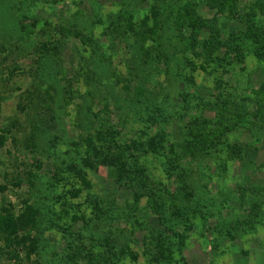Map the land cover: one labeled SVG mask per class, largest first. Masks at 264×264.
Masks as SVG:
<instances>
[{
	"label": "rangeland",
	"instance_id": "1",
	"mask_svg": "<svg viewBox=\"0 0 264 264\" xmlns=\"http://www.w3.org/2000/svg\"><path fill=\"white\" fill-rule=\"evenodd\" d=\"M176 1L171 7L172 0H0V219L17 224L12 245L0 237V264H100L112 251L104 237L136 254L115 264H162L151 242L160 232L173 235L172 220L185 246L170 264H264V52L254 48L264 9L258 11V0H239L237 14L217 16L210 55L201 48L195 56L185 52L191 28L181 26L179 8L194 3L205 21L216 10L206 0ZM205 27L201 44L210 35ZM145 81L163 88L166 115L177 118L164 126L166 145L192 172L186 184L197 195L190 200L178 174L165 171L166 160L148 155L141 162L160 192L136 204L143 190L119 182L111 142L95 140L100 154L80 140L83 123L73 119L80 111L84 117L92 111L107 131L123 120L130 141L147 139L138 129L156 131L130 106L116 110L130 91L144 97ZM199 117L215 132L220 122L227 125L220 143L213 127L192 128ZM191 131L196 149L216 147L186 157L183 136ZM115 133L113 141L122 142ZM200 172L207 179L197 181ZM171 205L186 217H169Z\"/></svg>",
	"mask_w": 264,
	"mask_h": 264
},
{
	"label": "trees",
	"instance_id": "2",
	"mask_svg": "<svg viewBox=\"0 0 264 264\" xmlns=\"http://www.w3.org/2000/svg\"><path fill=\"white\" fill-rule=\"evenodd\" d=\"M239 0H206V3L209 7H212V9L216 10V15L213 17L212 20L210 21H205L200 18V16L196 12V5L194 3H186L185 5L181 6L179 9L182 10L181 13L178 15L181 26H187L188 28H191V32L189 33V36L185 37V42L187 45V48H185V52L194 55L199 56L198 50H201V48H204V51L208 55H210V52L208 51V45L207 43H210V46L215 43L217 40V37L211 41V38L213 35L217 34V29H218V19L217 16H222L224 13L228 12L227 16L235 15L238 13L239 9ZM175 2V3H174ZM187 2V1H186ZM182 4V3H181ZM177 5L176 0H172V5L171 7H174ZM258 8V11H262L264 9V0H258L255 5ZM156 7L154 6L152 10H155ZM125 20L127 22H130L131 18L127 17ZM128 24V23H126ZM125 24V26H127ZM158 24V23H157ZM208 24V29L210 31V35L207 40H204L202 44L200 43V40L198 39V36L200 34V31L203 28H206ZM130 26L132 25L129 24ZM133 26V25H132ZM157 27L160 28L159 24ZM158 28V29H159ZM219 30V29H218ZM264 30L261 29L259 30L260 34L256 32L255 34L258 36L256 37V40L254 41V48L255 52L257 55H261L262 52H264ZM254 34H252L253 36ZM67 37V35H66ZM260 39V40H259ZM200 43L201 45H198ZM185 45V46H186ZM161 54V53H160ZM158 57L160 55L155 54ZM162 55V54H161ZM156 58V56H155ZM156 60L152 59L149 56V60ZM156 62V61H155ZM158 62V61H157ZM148 84L151 85L150 90L146 86ZM160 85V84H159ZM148 90V94L147 91ZM144 92V97H137L136 92L133 94L132 91L128 92L129 97H125L123 100L119 101V106L117 107L116 110L118 112H121L123 110V107L125 106H130L131 108V115L136 116L138 120L144 122L142 120L143 118L145 119L144 123H152V129L153 127L156 129V131H152L151 133L148 131H144L142 129H138L139 134H141L143 137L146 135L148 136L147 139L141 138V140H131L132 138L126 137L124 133L125 125L124 121L122 120V124L119 125L118 127H109L112 128V131H107L106 127L100 123L98 126V123H96L95 118L96 114L91 116L92 111H90L89 116L84 117L81 115V111H77L78 116L76 119L78 123H83L81 125V129L84 131L85 137H82L80 140L83 142L85 141L87 145H85L89 150H94L98 151V153L101 154V148L100 146L95 145V140H98L101 142L100 144H103L104 146L106 145V142L108 141L111 142L113 151H115L116 155H113L110 159L111 163H114L119 166L120 168V177H119V182L121 184L126 185L128 188H131L132 192L138 193L140 192L139 190H143V192H140V195H136L135 202L136 204L140 203V197H148L151 200L155 198V195L159 193L160 191L157 189L155 186H151L150 184L152 183V177L150 176L147 168L145 165L141 162L142 158L148 155H155V156H160L163 157L166 162L164 164V169L168 173L170 177H172L173 172H176L179 176V180L181 181V191H183L184 196L183 199L190 200L191 198H194L195 195H197L196 191H193L188 185L186 184V179H189L192 181L194 179L192 172H188L189 170L186 169V167L183 165V161L185 157L182 158L183 155H181L179 152L175 150V148L169 147L166 144H169L168 136L169 134L165 131L167 129L164 127L166 124L171 122L173 119H177L176 117H171V115H166V101L163 98L162 92L163 88L158 86V84H153L150 81H145L144 88L142 89ZM151 91V92H150ZM161 92V93H160ZM89 97H93V95L88 91ZM94 98V97H93ZM124 103V105H123ZM137 105L136 108L134 106ZM164 107V108H163ZM195 114V113H194ZM183 114L179 115V118L182 117ZM91 118L94 119L91 120ZM183 120L188 119L189 116L184 115ZM171 120V121H170ZM182 120V119H180ZM103 120H101L102 122ZM224 121V119H223ZM207 119H202L199 117V119H195L193 122L192 128H198L199 130L202 129H207V128H212L213 125L210 124ZM101 130V134L99 136V133L97 131L99 129ZM216 128H220V131L215 132L214 127L213 129H210L209 132L212 134H216L217 137L213 138L214 142L220 143L221 138L224 135V129L227 128V125L222 126V122L216 126ZM117 130V134L119 135L122 134V142H117L113 141L114 140V131ZM91 131H93L94 135H90ZM192 133H184L183 140H184V146L188 148V153L186 154V157H195V154L198 155V153L205 152V149H209L212 147H216L214 143H204L200 149H196V135H193ZM113 133V134H112ZM99 136V137H98ZM200 136H202V133L200 131ZM85 138V139H84ZM96 138V139H94ZM190 138V140H189ZM98 142V143H99ZM131 142V143H129ZM84 146V147H85ZM77 148H84L81 147V145L76 146ZM236 148V147H235ZM235 149L232 150V152ZM108 158V156H106ZM198 177H203L207 179V176L203 174V172H200L199 175L196 174V178L198 181ZM204 187V186H203ZM146 192V193H144ZM153 195V196H152ZM199 195V194H198ZM139 196V197H137ZM173 195H171V201H174L175 204V198ZM151 203V202H150ZM153 204V203H151ZM25 210L26 211H33L32 208L28 204L25 205ZM174 208V213H170L169 217L173 218L180 213V220L183 217H186V214L183 209H180L176 205H171L169 206ZM191 206L188 207V210H190ZM152 212L156 215H163V213H160L159 208L155 203L152 206ZM31 218V215H30ZM172 223H168L170 226L166 227L167 229L171 230V233L173 234L172 236H165V233L160 232L157 233L156 239L152 240L151 245H153L151 255H154L157 259L161 261L162 264H170L171 260H173V255L176 253H180L183 251L184 246H185V236L182 235L180 232H176L174 229H171V227L176 226L175 220L171 221ZM183 222H186L185 220ZM181 224V223H180ZM186 223H183L179 226H185ZM24 226H27L25 223H23ZM178 226V225H177ZM17 224L15 220H13L10 217H1L0 219V237L2 240L9 244L12 245L15 241V236L17 233ZM152 235H155V233L151 232ZM120 238L125 237L123 233L119 234ZM90 240H92V237H90ZM95 240V239H94ZM103 240V241H102ZM101 241L105 244H110L111 245V253L106 255L105 257L102 258V261H100L102 264H115L116 260H120L121 258L125 257V255H132L134 256V259L136 258V254L132 252L129 249H126L124 246H120L118 243H114L111 241V238L109 237H104L101 239ZM32 251H36L37 246L35 245V242L32 243L31 245ZM128 250V251H124ZM115 251V252H113ZM100 263V264H101Z\"/></svg>",
	"mask_w": 264,
	"mask_h": 264
}]
</instances>
